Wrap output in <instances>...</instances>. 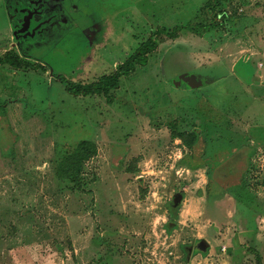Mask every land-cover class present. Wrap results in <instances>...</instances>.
<instances>
[{
  "label": "rangeland",
  "instance_id": "rangeland-1",
  "mask_svg": "<svg viewBox=\"0 0 264 264\" xmlns=\"http://www.w3.org/2000/svg\"><path fill=\"white\" fill-rule=\"evenodd\" d=\"M15 2L23 11L0 0V58L14 52L31 66L0 65V264H189L188 250L201 240L213 255L197 254L195 264H264L245 245L241 258L221 256L236 250L239 228L220 212L214 226L204 218L209 176L192 172L172 137L193 127L188 100L197 93L212 115L245 110L239 122L249 116L251 131L264 133V104L249 95L257 57L264 59V0L219 8L212 0ZM159 30L176 37H153ZM151 38L159 45L148 65L109 97L71 96L56 78L90 85L110 77ZM246 53L256 58L236 64ZM195 75L207 82L201 91L188 80ZM82 141L98 155L79 175L68 164L58 177L62 158ZM253 167L248 178L258 189L262 146Z\"/></svg>",
  "mask_w": 264,
  "mask_h": 264
},
{
  "label": "crops",
  "instance_id": "crops-1",
  "mask_svg": "<svg viewBox=\"0 0 264 264\" xmlns=\"http://www.w3.org/2000/svg\"><path fill=\"white\" fill-rule=\"evenodd\" d=\"M4 1L7 8H10L12 12L18 10L23 11V8H25L23 5H20L22 2L16 3L15 1L17 0ZM23 3L27 4V1ZM52 8H55V10L59 9L56 6ZM51 11L53 12L52 9ZM7 13L10 12L8 11ZM245 56L247 61L256 58L247 53L244 56L235 55L233 57L232 55L230 57L235 58L237 60L236 64H238L239 58ZM257 59H259L258 69L261 72L259 76L254 78L257 80V85L253 86V90L250 87L251 91H249V95H251L253 101L264 104V59L258 57ZM261 63L262 66L260 69L259 64ZM252 75L254 76V74ZM187 77L188 80L195 82V87L200 91L207 83L203 81L204 78L198 75ZM242 85L244 84L242 83ZM198 90L192 89L191 91L197 93ZM197 94H195L198 96L196 100L187 99L189 107H191L188 109V113H193V118L196 117V119L193 120L194 124L191 130H186L189 133H195L196 139L190 143L191 145L189 147L186 146L182 140L179 139V141L188 151L187 166L192 172L204 170L205 175L209 176L207 199L210 201V205L203 208L202 215L208 222L213 223L212 226H214L215 223H217L215 221L216 218H211V215L214 212H220V216L225 220L226 217L227 219L232 218L231 222H235L236 226L239 228L237 231L238 239L236 250L231 248L232 252L227 255L228 253L225 252L229 249L226 250L225 248L224 253L226 255L222 254V257H230L232 255L237 257L240 256L239 258H241L245 253V245V247H249L248 249H251L250 252L256 254L257 258L260 260L261 257L264 256V183L260 188L258 187V189H255L250 184L251 178L249 179L248 177L252 175L254 157L258 156L260 146L264 147V133H254L251 131L253 129V124L250 125L251 121L249 116H246L248 121L247 124L242 121V123L239 122L240 116L246 114L245 110L243 113L232 112V114L231 111L228 110L227 113H221L220 116L212 115L211 112L214 111V106H212V108L209 106L204 108L201 107L198 100H201L200 98H202V96L199 93ZM215 110L219 111L217 108H215ZM212 116L214 119H212ZM259 128L264 130V125L259 126ZM179 132L184 133L185 131L180 129ZM226 149L228 150V162L226 161L227 164L221 166L216 162V159L219 158L218 154H220L221 151H226ZM210 165H213L215 168L209 170L208 168ZM190 169L187 170L190 172ZM215 171L217 173L223 172L227 175V179L230 177L236 179L232 181L225 179L224 181L217 182L213 179V177L216 176ZM227 171L228 173H226ZM259 189L263 192L258 191ZM230 204L233 205L235 209L231 214L230 211H227L229 208L228 205ZM202 241L205 240H201L200 242ZM200 242H197L194 247L189 248V264H195L194 262L197 258V254H201L202 256L213 255L210 244H208L209 248L206 252L197 250L196 247Z\"/></svg>",
  "mask_w": 264,
  "mask_h": 264
},
{
  "label": "trees",
  "instance_id": "trees-1",
  "mask_svg": "<svg viewBox=\"0 0 264 264\" xmlns=\"http://www.w3.org/2000/svg\"><path fill=\"white\" fill-rule=\"evenodd\" d=\"M225 1L228 0H212V7L219 8ZM159 34H165L172 38L176 37L175 33L168 34L164 32V30L157 31L153 37H157ZM158 45L159 43L157 42L156 38L149 39V41L144 44L134 54V56L130 58L125 65L121 66L112 76L103 78L100 81L90 85L75 84L64 76H56V78L60 79V81L67 86V93L71 96L88 97L104 95L109 97L110 93L120 89L121 79L131 76L133 73H135L137 67H144L148 65V56L157 50ZM0 65L12 66L14 68L31 66V64L27 63L14 52H7L3 58H0ZM37 67L42 66L37 65L36 68ZM108 102H111V100ZM172 137L180 138V140H183L184 144L189 147L191 145L190 143L196 139V134L172 132ZM97 155L98 147L95 143L90 141L80 142L70 153L66 154V156L62 158L60 162L61 168H58V177H66L67 173L70 171L68 164H73L75 170H77V174L79 175L84 164L91 161Z\"/></svg>",
  "mask_w": 264,
  "mask_h": 264
},
{
  "label": "water",
  "instance_id": "water-1",
  "mask_svg": "<svg viewBox=\"0 0 264 264\" xmlns=\"http://www.w3.org/2000/svg\"><path fill=\"white\" fill-rule=\"evenodd\" d=\"M180 201H181L180 197H177V198H176V202L179 203ZM208 248H209V245H208V243H207L206 241H202V242H200V243L197 245V247H196L197 250H200V251H202V252H206V251L208 250Z\"/></svg>",
  "mask_w": 264,
  "mask_h": 264
}]
</instances>
